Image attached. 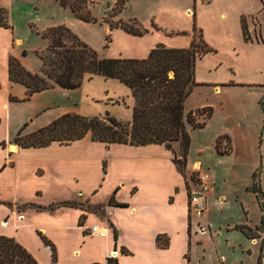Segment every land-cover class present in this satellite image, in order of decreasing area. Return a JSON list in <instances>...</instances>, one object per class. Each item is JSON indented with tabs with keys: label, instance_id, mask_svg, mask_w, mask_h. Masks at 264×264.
Wrapping results in <instances>:
<instances>
[{
	"label": "crops",
	"instance_id": "obj_1",
	"mask_svg": "<svg viewBox=\"0 0 264 264\" xmlns=\"http://www.w3.org/2000/svg\"><path fill=\"white\" fill-rule=\"evenodd\" d=\"M0 9L6 11L8 20L12 0H0ZM263 10L262 0H134L133 4L126 0L125 9L113 20H135L148 33L130 35L121 29H110L101 20L104 36L110 38L105 57L142 60L158 45L187 49L195 28L212 52L196 58L197 86L184 102V115L217 105L240 123L245 104L228 96L236 94V90L257 88L258 102L264 101V41L254 40L251 28V17ZM242 17L248 41L244 40ZM78 22L69 20L74 29ZM10 31L0 27V130L7 128L12 105L28 103L49 91H72L56 87L25 100V88L8 78V58L21 62L14 47V42L20 40L14 39ZM79 90L80 105L54 119L66 113L91 116L104 111L120 114L122 121L130 119L129 109L92 102L100 97L110 101L123 98L132 107L130 91L117 81L93 77L84 81ZM85 109L87 114L82 112ZM47 110L39 104L36 112L27 117L29 122L26 118L19 123L14 136L0 139L4 144L0 147V237L14 240L37 264H107L108 260L115 264H210L204 249L208 241L200 235L204 228L199 221L208 223L207 207L200 218L190 216L187 209L192 185L188 177L193 180L194 166L199 162L194 161L189 168L186 154L180 173L173 162L174 154L162 145H106L91 141L89 136L44 147H20L13 142L15 148L11 150L8 142L18 132L26 135L43 127L38 124L30 129L29 125ZM185 126L189 136L205 127L192 130ZM234 135L217 136V140L228 141L226 156L236 147ZM210 194L209 182L205 205ZM241 208L245 222L227 231L238 232L259 250L263 243L264 248L263 232L247 223V211ZM238 226L250 229L253 239L236 230ZM92 227H96L93 233ZM42 237L54 248V261ZM258 255L259 251L257 258ZM225 261L220 257L216 264Z\"/></svg>",
	"mask_w": 264,
	"mask_h": 264
},
{
	"label": "trees",
	"instance_id": "obj_2",
	"mask_svg": "<svg viewBox=\"0 0 264 264\" xmlns=\"http://www.w3.org/2000/svg\"><path fill=\"white\" fill-rule=\"evenodd\" d=\"M87 1L58 0L60 6L68 8L76 19L84 23H96L97 20L84 6ZM123 8H119L117 13H120ZM130 23L136 24V29H133L129 22L121 20L109 27L121 29L134 36L148 33L135 20H130ZM241 24L244 40L248 41L250 38L243 17ZM0 27L10 28L4 9H0ZM34 31L46 43L43 49L35 52L41 64L39 74L30 73L12 56L7 61L8 78L11 82L25 88V100L33 94L55 87L73 90L79 88L84 81L101 77L104 80H115L125 86L130 91L133 105L130 108L131 116L128 121L118 119L115 113L110 111L91 116L66 113L33 133L22 135L18 132L13 139L14 144L20 147H44L52 142L69 144L89 136L91 141L106 145L115 143L132 146L162 145L172 151L173 162L178 171L183 173L185 157L190 145V136L185 124L192 130L201 129L212 115L211 108H203L186 115L183 110L185 100L197 86L194 82L196 58L212 52L203 43L200 32H198L202 45L200 48L195 42L194 28L192 41L187 49H168L158 45L150 51L147 58L139 60L100 56L64 25L42 31L34 29ZM105 41L109 42L108 37ZM125 109L129 107L125 105ZM219 139L216 140L215 149H218ZM174 142L178 143L180 148L179 158L171 147ZM0 147H4V144L1 143ZM227 153V151L223 152V154ZM254 176L252 174V178ZM256 199H258L257 196ZM258 205L262 209L259 202ZM260 222L262 226L263 217ZM261 226L256 230H261ZM236 230L246 238L253 239L250 235L251 230L247 227L238 226ZM42 240L49 246L51 259L54 261V248L43 237ZM0 264L37 263L14 240L0 237ZM107 264L115 263L108 260ZM255 264H264L263 243L260 244Z\"/></svg>",
	"mask_w": 264,
	"mask_h": 264
},
{
	"label": "rangeland",
	"instance_id": "obj_3",
	"mask_svg": "<svg viewBox=\"0 0 264 264\" xmlns=\"http://www.w3.org/2000/svg\"><path fill=\"white\" fill-rule=\"evenodd\" d=\"M262 1L264 5V0ZM131 3L133 4L134 0H131ZM84 6L97 22L84 24L79 20L80 22L74 29L69 20L74 23L78 19L73 14L71 16L70 12L63 9L59 3L52 0H12L11 13L7 9L9 11V31H12L14 39L20 40L17 43L14 42V47L21 58V62L18 60L21 66L32 74H39L41 64L35 52L43 49L46 43L35 33L34 29L42 31L46 28L56 27L58 26L56 24L61 22L66 27L70 26L73 33L82 42L97 51L100 56L105 57L108 47L105 38L108 36H104L100 21L103 20L109 26L115 24L117 21L113 19L125 9L126 0H88ZM122 7L124 8L121 12L117 13ZM134 9L139 10L136 6ZM124 22H129V25L136 29V24L130 23V20ZM251 28L254 40L264 41V10L260 15L251 17ZM194 36L196 45L200 48L202 45L197 31L194 32ZM108 39L110 40L109 37ZM234 93L236 94L227 98L245 104V107L242 108L245 114L240 123L236 119H230L228 112L221 111L215 105L205 127L190 134V147L187 151L188 167L191 168V164L197 161L200 164V170L206 171L210 176L209 179L211 178V194L207 199V212L205 213L208 216V223L205 224L203 219L199 220L204 228L203 234L200 233V235H203L202 237L208 241L204 249L209 256L210 264H216V260L220 257L226 260L223 264H254L259 251L258 245L246 241L236 231H227L233 225L245 222L242 206L247 211L246 220L252 228L260 227V219L263 217L260 231L263 232L264 239V101L258 102L259 90L257 88L236 90ZM44 94L45 96L34 98L28 103L11 106L7 128L0 130L1 140L14 136L19 123L25 120L31 112H36L39 104L43 105L44 110H48L42 111L39 120L29 125L30 129L38 124L45 126L58 114L80 105L81 92L79 88L69 92L49 91ZM92 102L103 103L107 106L118 105L122 109L128 103L123 98L110 101L101 97L92 99ZM215 103L214 101L213 104ZM130 108L131 106H129V112ZM82 112L86 113L88 110L85 109ZM122 112L124 111L122 110ZM115 116L118 119L122 117L118 113H115ZM27 120L29 122L28 118ZM223 133L235 134L236 137V147L228 156L223 154V152H228L229 147L225 138L219 139L218 149H215L217 136ZM8 143L9 145L13 144V139ZM5 145L7 146V144ZM171 147L176 154H180L177 143H172ZM252 174L255 175L254 178H252ZM188 180L192 184L189 177ZM258 202L262 209L259 208ZM202 247L203 245L199 246V255L202 253Z\"/></svg>",
	"mask_w": 264,
	"mask_h": 264
},
{
	"label": "built area",
	"instance_id": "obj_4",
	"mask_svg": "<svg viewBox=\"0 0 264 264\" xmlns=\"http://www.w3.org/2000/svg\"><path fill=\"white\" fill-rule=\"evenodd\" d=\"M192 179V185L188 190V214L195 218H200L206 211L205 197L209 191V174L197 168L193 173ZM95 231L96 227H92L91 232Z\"/></svg>",
	"mask_w": 264,
	"mask_h": 264
},
{
	"label": "water",
	"instance_id": "obj_5",
	"mask_svg": "<svg viewBox=\"0 0 264 264\" xmlns=\"http://www.w3.org/2000/svg\"><path fill=\"white\" fill-rule=\"evenodd\" d=\"M15 148V145H10V149L13 150Z\"/></svg>",
	"mask_w": 264,
	"mask_h": 264
},
{
	"label": "bare ground",
	"instance_id": "obj_6",
	"mask_svg": "<svg viewBox=\"0 0 264 264\" xmlns=\"http://www.w3.org/2000/svg\"><path fill=\"white\" fill-rule=\"evenodd\" d=\"M197 168H198V164L196 163V164H195V169H197Z\"/></svg>",
	"mask_w": 264,
	"mask_h": 264
}]
</instances>
